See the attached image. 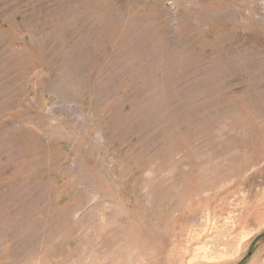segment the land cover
<instances>
[{
	"label": "rangeland",
	"instance_id": "rangeland-1",
	"mask_svg": "<svg viewBox=\"0 0 264 264\" xmlns=\"http://www.w3.org/2000/svg\"><path fill=\"white\" fill-rule=\"evenodd\" d=\"M0 264H264V0H0Z\"/></svg>",
	"mask_w": 264,
	"mask_h": 264
}]
</instances>
